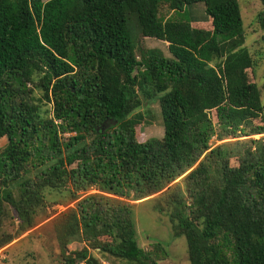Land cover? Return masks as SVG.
Instances as JSON below:
<instances>
[{
	"label": "trees",
	"instance_id": "obj_1",
	"mask_svg": "<svg viewBox=\"0 0 264 264\" xmlns=\"http://www.w3.org/2000/svg\"><path fill=\"white\" fill-rule=\"evenodd\" d=\"M201 5L211 29L193 26ZM241 12L239 0H0V229L5 203L20 220L0 250L54 194L78 201L55 224L64 264H102L88 247L68 250L90 239L121 264H158L120 199L159 193L195 167L189 195L171 189L161 204L190 263L264 264V125L254 124L264 104ZM258 22L264 30V10ZM137 31L170 56H139ZM143 99L160 102L162 139L137 138ZM93 187L100 194L82 198Z\"/></svg>",
	"mask_w": 264,
	"mask_h": 264
},
{
	"label": "rangeland",
	"instance_id": "obj_2",
	"mask_svg": "<svg viewBox=\"0 0 264 264\" xmlns=\"http://www.w3.org/2000/svg\"><path fill=\"white\" fill-rule=\"evenodd\" d=\"M242 8L241 15L244 19V27L247 35L246 46L250 49L253 56L255 66L248 70L250 80L258 84L261 90L262 102L264 104V30L258 22V14L264 10L262 0H239ZM192 11V18L200 20L202 23L193 22L195 27H205L211 29V22L206 20L205 8L197 6ZM160 16L166 20L173 15V12L162 7ZM136 43L138 45V55L142 51L149 49H159L166 56H170L168 44L152 38L143 37L140 31L136 32ZM143 114L144 121L137 126V138L139 142L145 143L152 138L162 139L164 137L165 128L161 114V106L158 100L143 99V106L137 111ZM212 119L217 124L216 111L212 113ZM255 125H264V113L262 117L254 121ZM261 136L255 135L250 138L259 139ZM234 142L235 140H227ZM212 147L222 142L214 138ZM6 138L0 141V154L7 146ZM232 166L237 167L238 161L232 159ZM195 168V167H194ZM193 168V169H194ZM191 169L183 176L169 184L159 193L146 197L142 200L135 201L127 198H121L133 205L134 219L138 232V239L141 248L148 253L156 256L158 264H191L188 255L187 240L185 236L175 237L173 233L172 223L170 220V211L165 209L161 211V204L164 202L163 197L171 189H179L186 195H189L191 181L189 180ZM91 194H100L96 187L91 188L82 198ZM49 206L45 212L37 217L36 226L30 231L18 236L9 245L0 250V264H64L61 259L65 256L59 246L55 224L59 217L76 207L78 201L68 197H58L54 194L49 195ZM58 202V203H57ZM189 203L192 200L189 199ZM6 213L4 216V224L0 229V236L5 233H16L19 229L20 220L15 210L5 203ZM98 240H108L106 237H100ZM95 239L76 241L69 245V252L89 248L90 254L95 256L102 264H121L120 261L113 257L104 255L99 249L92 247ZM162 244L165 249L162 252L158 250L157 244ZM84 264V263H78Z\"/></svg>",
	"mask_w": 264,
	"mask_h": 264
}]
</instances>
